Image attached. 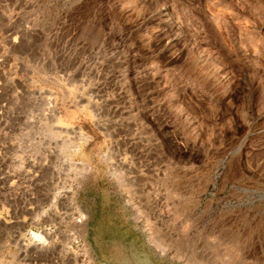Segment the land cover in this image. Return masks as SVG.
I'll return each mask as SVG.
<instances>
[{"label":"rangeland","instance_id":"rangeland-1","mask_svg":"<svg viewBox=\"0 0 264 264\" xmlns=\"http://www.w3.org/2000/svg\"><path fill=\"white\" fill-rule=\"evenodd\" d=\"M0 264H264V0H0Z\"/></svg>","mask_w":264,"mask_h":264},{"label":"bare ground","instance_id":"bare-ground-1","mask_svg":"<svg viewBox=\"0 0 264 264\" xmlns=\"http://www.w3.org/2000/svg\"><path fill=\"white\" fill-rule=\"evenodd\" d=\"M52 106V105H51ZM54 106V105H53ZM81 135H83V137H87L86 134H84L83 132H80ZM78 150V149H77ZM50 231V230H49ZM44 234V233H43ZM43 234L41 233H34V236H35V243H46L45 242V235L43 236ZM45 245V244H44Z\"/></svg>","mask_w":264,"mask_h":264}]
</instances>
